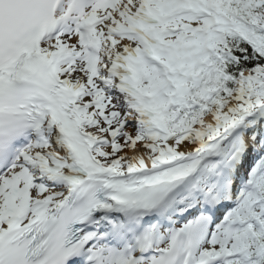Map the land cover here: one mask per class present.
Wrapping results in <instances>:
<instances>
[{
	"label": "snow or ice",
	"instance_id": "1",
	"mask_svg": "<svg viewBox=\"0 0 264 264\" xmlns=\"http://www.w3.org/2000/svg\"><path fill=\"white\" fill-rule=\"evenodd\" d=\"M0 264H264V0H0Z\"/></svg>",
	"mask_w": 264,
	"mask_h": 264
}]
</instances>
